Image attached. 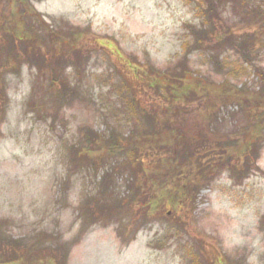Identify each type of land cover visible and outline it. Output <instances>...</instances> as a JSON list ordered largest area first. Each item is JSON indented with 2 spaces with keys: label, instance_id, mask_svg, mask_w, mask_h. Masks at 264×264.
<instances>
[{
  "label": "rangeland",
  "instance_id": "obj_1",
  "mask_svg": "<svg viewBox=\"0 0 264 264\" xmlns=\"http://www.w3.org/2000/svg\"><path fill=\"white\" fill-rule=\"evenodd\" d=\"M15 2L0 0V264H264V0ZM169 69L213 107L176 105L174 144L204 160L160 191L108 149L130 140L160 176L183 163L143 138L174 111L148 88ZM150 191L161 207L140 205Z\"/></svg>",
  "mask_w": 264,
  "mask_h": 264
},
{
  "label": "trees",
  "instance_id": "obj_2",
  "mask_svg": "<svg viewBox=\"0 0 264 264\" xmlns=\"http://www.w3.org/2000/svg\"><path fill=\"white\" fill-rule=\"evenodd\" d=\"M27 0H16L15 4L17 3V5H21V2H24ZM29 6V5H28ZM27 6V7H28ZM264 6V5H262ZM262 8V7H261ZM29 9V8H28ZM27 10H24L22 12H25ZM30 12H32L29 9ZM261 13L264 15V9L261 11ZM24 15L23 13H21V16ZM22 19L23 16H22ZM25 26H28L25 28L24 31H29L31 33H38V29L34 28L33 24H27ZM227 36H230L227 35ZM226 36V37H227ZM22 38L19 37L18 40H21ZM169 74V75H168ZM151 79H153L154 84H149L148 88L150 90V92H158L160 95L159 97L152 95L150 93V97H152V99L155 102L158 103H163L166 107H170L174 108V111L171 115L166 114V118L164 120H161L160 123H156V125H154L149 132L144 133L146 135L143 136L144 140H146V142L148 143V145L145 146V151L150 150V149H157L159 150V155L161 154H171V151L174 153H179V156L182 157V164L178 165V168H174V171L169 172L167 171L166 165H169L168 162L170 161V158L166 156V158L162 161V165H163V169L162 167L160 169H158V172L162 173V176L157 174V170L155 168H152L149 164L147 165H142V163L144 162V159H139L141 161L138 160V157L141 155L138 151L139 148H137V146H132L130 140H127L126 142H121L118 141L117 138H112L113 143L110 144L111 149H108L110 154L116 155V156H126L129 161H131L132 163V170L135 171L136 173H140L143 174V172H145V170H143V168H146V172H148L149 176H147L145 178V180H148V178H150V184L152 187L154 186H161L162 190H164V188H166V186H168V182L169 181H173V178L176 179V181L173 184H181L183 181H177L178 179L184 177L185 175L183 174L185 171H183V165L186 164L187 160H189L193 165V167L196 169V167H199V165H201V163L203 162V158H202V154L200 152V147L196 146L193 149L192 146L190 147L189 151H185V149H183L184 145L181 144V148H178L177 145H175L174 143L177 142V140L182 139L183 136L185 134L181 133L183 132L182 129H175L174 126H172L170 124L171 119H173L174 117H176L178 109L176 107L177 104H181L182 106H184L185 108H190V106H193V104L197 103V105H195L193 108H191L192 112L193 111H202L203 109L207 110L213 107V105H209L208 107H203L202 103H203V99L204 98H211L212 94L207 93L206 95L202 96V93L205 94V89H203L204 87H200V88H196L197 86H195L192 83L187 84L185 82L184 76L176 74L175 72L172 71V69H169L167 75L165 73L161 74V73H153L150 76ZM200 85V84H199ZM197 90H196V89ZM145 93V92H144ZM148 96V95H147ZM235 99H237L235 97ZM184 101V102H182ZM182 102V103H181ZM190 110V109H189ZM176 113V114H175ZM257 125L260 127L259 128V137H262L263 135V127H264V121L263 118H261L260 120H256ZM246 130V129H245ZM244 130V131H245ZM150 133V134H148ZM174 139V142H173ZM185 139V137H184ZM254 142V141H253ZM253 142H249L246 145H242V148L244 150V152H248L250 151V155H254L256 156L259 149L257 147V145L254 146ZM153 144L156 146H153ZM193 144V143H192ZM195 144V143H194ZM188 149V148H187ZM179 150V151H178ZM114 151H117L118 153H114ZM185 151V152H184ZM187 152V153H186ZM146 152H144L145 155ZM246 154V153H245ZM208 157H210L209 154H206ZM246 160H248L249 158V153L245 156ZM196 164V165H195ZM181 166V167H180ZM181 169V170H180ZM199 170V169H197ZM201 170V169H200ZM179 172V173H178ZM137 178V177H136ZM139 181V179L137 180ZM171 184V185H173ZM132 186L131 189V197H133V202H137V198L139 197V192L140 190L137 188L135 191L133 190L135 187V183ZM150 194V196H149ZM148 193H143V199L140 200V205H147V204H153L154 205H162L164 204V201H160L159 198H156L158 195L155 194V192L150 191ZM132 202V200H131ZM155 206V207H158ZM161 207V206H160ZM158 207V208H160ZM105 208V206H104ZM19 253L15 252L14 254V258L13 261L15 262L18 258H19Z\"/></svg>",
  "mask_w": 264,
  "mask_h": 264
}]
</instances>
